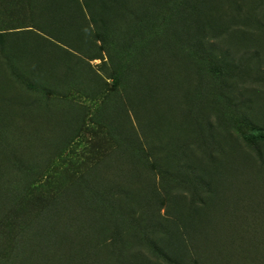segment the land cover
I'll list each match as a JSON object with an SVG mask.
<instances>
[{
	"label": "rangeland",
	"instance_id": "1",
	"mask_svg": "<svg viewBox=\"0 0 264 264\" xmlns=\"http://www.w3.org/2000/svg\"><path fill=\"white\" fill-rule=\"evenodd\" d=\"M48 9L0 50V264L262 257L264 0Z\"/></svg>",
	"mask_w": 264,
	"mask_h": 264
},
{
	"label": "trees",
	"instance_id": "2",
	"mask_svg": "<svg viewBox=\"0 0 264 264\" xmlns=\"http://www.w3.org/2000/svg\"><path fill=\"white\" fill-rule=\"evenodd\" d=\"M49 3L50 0H0V50L4 47L7 38L18 37L20 34H27L33 31L44 33L45 26H43L40 20H42L44 15L47 14V11H49ZM0 59H3L5 63L10 65L9 67L14 76L17 77L26 88L34 89L29 79L18 72L16 66H14L7 55H2ZM250 138L253 142H264V129L253 130ZM16 157V155L13 157V161L16 160L14 164V173L16 175H21L26 169L23 170L21 168V162L18 157ZM8 187L13 188V190L18 189L15 188L14 182L10 181ZM30 187H32V184L29 188ZM23 191L25 192V188ZM258 234L264 239V227L253 228V239H257ZM260 244L261 243H258L257 240L253 242V256L258 254L254 252L259 250ZM262 246L264 247V244ZM263 260L264 254H262V257L253 259V264H264Z\"/></svg>",
	"mask_w": 264,
	"mask_h": 264
}]
</instances>
